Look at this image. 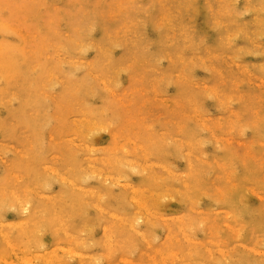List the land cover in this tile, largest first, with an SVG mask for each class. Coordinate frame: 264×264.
<instances>
[{
    "label": "rangeland",
    "instance_id": "1",
    "mask_svg": "<svg viewBox=\"0 0 264 264\" xmlns=\"http://www.w3.org/2000/svg\"><path fill=\"white\" fill-rule=\"evenodd\" d=\"M0 264H264V0H0Z\"/></svg>",
    "mask_w": 264,
    "mask_h": 264
}]
</instances>
